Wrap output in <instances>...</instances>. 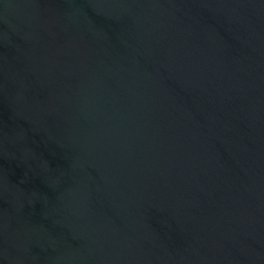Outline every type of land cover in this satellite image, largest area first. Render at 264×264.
Masks as SVG:
<instances>
[{
  "label": "water",
  "instance_id": "obj_1",
  "mask_svg": "<svg viewBox=\"0 0 264 264\" xmlns=\"http://www.w3.org/2000/svg\"><path fill=\"white\" fill-rule=\"evenodd\" d=\"M0 264H264V0H0Z\"/></svg>",
  "mask_w": 264,
  "mask_h": 264
}]
</instances>
